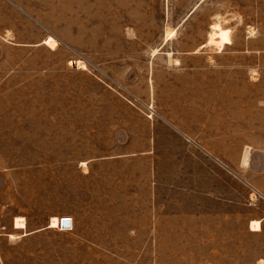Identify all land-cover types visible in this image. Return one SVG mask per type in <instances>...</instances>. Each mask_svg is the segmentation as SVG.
Wrapping results in <instances>:
<instances>
[{"label": "rangeland", "instance_id": "rangeland-1", "mask_svg": "<svg viewBox=\"0 0 264 264\" xmlns=\"http://www.w3.org/2000/svg\"><path fill=\"white\" fill-rule=\"evenodd\" d=\"M261 257L264 0H0V264Z\"/></svg>", "mask_w": 264, "mask_h": 264}, {"label": "bare ground", "instance_id": "bare-ground-1", "mask_svg": "<svg viewBox=\"0 0 264 264\" xmlns=\"http://www.w3.org/2000/svg\"><path fill=\"white\" fill-rule=\"evenodd\" d=\"M213 31L211 32L210 38H209V43H213L215 44L219 49L223 48L225 44L230 43L231 42V32L232 29L230 27H224L220 22H216L213 25ZM171 37V35H170ZM45 43L48 44L51 47H56L58 42L57 40L53 37V36H47L45 39ZM85 65L82 64L80 67H84ZM85 68V67H84ZM70 218L68 220H65L64 222H69V226H61V222H62V218ZM61 218V216H53L51 217L50 220V227H61L63 228H70L72 226V219L71 217H66L63 216ZM71 221V223H70ZM15 226L16 227H20V228H24L26 227V223L24 218H20L17 217L15 220ZM251 227L253 229H260L261 228V224L259 222V220H252L251 223Z\"/></svg>", "mask_w": 264, "mask_h": 264}, {"label": "crops", "instance_id": "crops-1", "mask_svg": "<svg viewBox=\"0 0 264 264\" xmlns=\"http://www.w3.org/2000/svg\"><path fill=\"white\" fill-rule=\"evenodd\" d=\"M231 39H232V38H231ZM230 43H232V41H231ZM227 44H228V43H227ZM225 46H226V44L224 45V47H225ZM224 47H223V48H224ZM223 48H222V49H223ZM169 54H171V51H170ZM246 161H248L247 154H246V156H245V162H246ZM252 220H253V221H255V220H259V222H260V224H261V220H260V219H251V220H250V224H249V228H250L252 231H261V230H262V224H261V228H260V229H258V230L253 229V228L251 227ZM256 264H264V257L259 258V260H258V262H257Z\"/></svg>", "mask_w": 264, "mask_h": 264}, {"label": "water", "instance_id": "water-1", "mask_svg": "<svg viewBox=\"0 0 264 264\" xmlns=\"http://www.w3.org/2000/svg\"><path fill=\"white\" fill-rule=\"evenodd\" d=\"M68 219H70V218H62V222H61V226H69L70 224H69V222H64L65 220H68ZM70 223H71V221H70Z\"/></svg>", "mask_w": 264, "mask_h": 264}]
</instances>
